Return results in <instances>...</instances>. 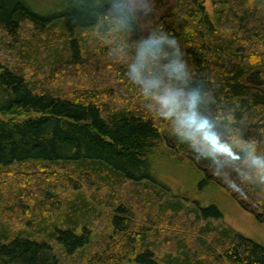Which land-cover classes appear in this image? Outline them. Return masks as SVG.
Wrapping results in <instances>:
<instances>
[{
	"label": "trees",
	"instance_id": "1",
	"mask_svg": "<svg viewBox=\"0 0 264 264\" xmlns=\"http://www.w3.org/2000/svg\"><path fill=\"white\" fill-rule=\"evenodd\" d=\"M33 1L0 0V264H264L260 245L201 226L222 220L216 206L192 201L190 220L157 178V157L187 159L198 192L230 191L264 226V186L228 167L230 189L126 82L121 38L95 12L107 0ZM153 6L134 35L174 37L211 111L264 154V0Z\"/></svg>",
	"mask_w": 264,
	"mask_h": 264
},
{
	"label": "clouds",
	"instance_id": "2",
	"mask_svg": "<svg viewBox=\"0 0 264 264\" xmlns=\"http://www.w3.org/2000/svg\"><path fill=\"white\" fill-rule=\"evenodd\" d=\"M153 11V0H107L95 9L121 38L114 58L125 65L126 82L180 143L212 163L215 174L224 176L230 189L237 190L239 185L223 171L228 167L246 183L264 186V154L258 152L257 141L243 138L231 114L211 111V93L193 81L177 40L161 29L134 35L137 22L150 20Z\"/></svg>",
	"mask_w": 264,
	"mask_h": 264
},
{
	"label": "rangeland",
	"instance_id": "3",
	"mask_svg": "<svg viewBox=\"0 0 264 264\" xmlns=\"http://www.w3.org/2000/svg\"><path fill=\"white\" fill-rule=\"evenodd\" d=\"M53 2L56 4V0H34L32 5L37 9H46L50 8ZM146 28H143L144 34H147ZM154 165L157 178L166 184L169 194L186 199L182 201V207L184 214L190 220L195 219L196 207L192 205V201H196L201 206H216L222 214V220L200 222L202 227L206 225L214 229L224 227L264 248V226L257 223L252 215L240 207L230 191L210 185L202 192H198L195 177L193 178L194 169L187 159L172 155L165 158L161 156L156 158Z\"/></svg>",
	"mask_w": 264,
	"mask_h": 264
},
{
	"label": "bare ground",
	"instance_id": "4",
	"mask_svg": "<svg viewBox=\"0 0 264 264\" xmlns=\"http://www.w3.org/2000/svg\"><path fill=\"white\" fill-rule=\"evenodd\" d=\"M171 244H173V243H171ZM170 245V244H169Z\"/></svg>",
	"mask_w": 264,
	"mask_h": 264
}]
</instances>
